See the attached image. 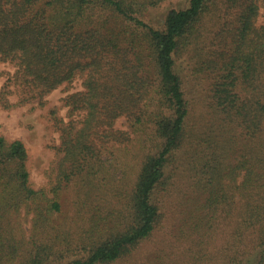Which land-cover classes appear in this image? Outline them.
I'll return each mask as SVG.
<instances>
[{
	"label": "trees",
	"instance_id": "trees-1",
	"mask_svg": "<svg viewBox=\"0 0 264 264\" xmlns=\"http://www.w3.org/2000/svg\"><path fill=\"white\" fill-rule=\"evenodd\" d=\"M164 1L0 0V60L16 67L19 104L77 76L85 87L65 99L72 118L57 120L63 155L49 189L34 187L23 141L0 134V264L120 260L157 228L160 189L185 165L195 172L190 191L197 206L189 239L238 215L235 244L244 229L252 231L254 245L241 251L229 243L225 264H264L263 0H188L168 12L160 29L144 15ZM209 22L217 24L215 32ZM199 49L194 71L212 79L210 117L201 125L177 64ZM9 94L0 92V108L12 105ZM121 117L146 153L133 185L126 167L127 182L112 187L104 156L111 143L130 138L115 127ZM71 182L76 213L84 215L76 237L66 229L59 193ZM24 207L34 213L28 241L10 217Z\"/></svg>",
	"mask_w": 264,
	"mask_h": 264
},
{
	"label": "rangeland",
	"instance_id": "rangeland-1",
	"mask_svg": "<svg viewBox=\"0 0 264 264\" xmlns=\"http://www.w3.org/2000/svg\"><path fill=\"white\" fill-rule=\"evenodd\" d=\"M187 4L188 0H166L146 13L144 19L156 28L163 29L168 12L172 9L183 8ZM258 23L264 24V0L261 4ZM208 24L214 32L217 30V24L214 25L213 22ZM208 35L211 37L212 33L209 32ZM205 45L208 47L210 43H205ZM200 52L201 49L195 52L190 50L180 56L177 62L178 65L184 67L186 84L192 93L191 111L199 125L206 123L210 117L208 93H210L212 80L207 72L196 74L194 71L197 66L195 61L198 60ZM197 68L199 69V66ZM15 70L13 63L0 60V92L10 91L8 99L12 104L9 108H0V134L9 140L23 141L28 153V167L34 187L49 189L52 185L50 178L54 176L50 172L57 167L63 155L60 151L62 137L57 120L62 118L64 122H68L72 118L65 99L69 95L84 90L83 78L77 76L71 82L60 85L41 99L19 104L20 88L18 89L13 81ZM115 127L129 131L130 138L124 142H114L109 145V151L104 156L109 169L105 179L110 180V182L107 181L109 186L120 184L123 186L127 182L125 179L127 167L128 176L130 171L132 173L128 182L133 185L146 150L139 138L130 131L131 128L126 118H119ZM190 167L191 165L189 167L185 165L177 172L174 170L170 180L171 184L160 189L159 199L163 216L152 235L130 254L111 264H225V249L229 243L240 245L241 248L243 246L241 251L253 247L254 240L251 230L243 229L242 241L235 244L234 238L240 232L238 215H231L224 220L221 218L213 230L202 229L201 233L193 235L195 240L189 239L186 233L190 230V224L195 221L193 218L195 215H190V213L197 208L194 195L190 191L195 172ZM70 184L59 193L65 211L64 215L67 217L66 229L71 236L76 237V232L80 231L84 225V215L76 213L77 185L73 182ZM98 199L100 200V197ZM93 210L95 211V208ZM10 217L15 233L21 239L28 241L33 227V211L24 207L19 215ZM201 236L203 240L199 238Z\"/></svg>",
	"mask_w": 264,
	"mask_h": 264
}]
</instances>
